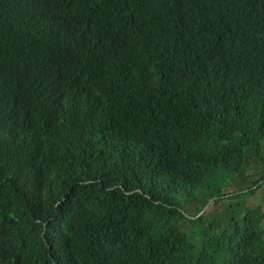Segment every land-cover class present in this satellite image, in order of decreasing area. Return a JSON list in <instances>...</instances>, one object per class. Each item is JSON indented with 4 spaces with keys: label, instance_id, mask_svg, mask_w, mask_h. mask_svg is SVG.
<instances>
[{
    "label": "trees",
    "instance_id": "1",
    "mask_svg": "<svg viewBox=\"0 0 264 264\" xmlns=\"http://www.w3.org/2000/svg\"><path fill=\"white\" fill-rule=\"evenodd\" d=\"M262 186L264 0H0V264H264Z\"/></svg>",
    "mask_w": 264,
    "mask_h": 264
},
{
    "label": "rangeland",
    "instance_id": "2",
    "mask_svg": "<svg viewBox=\"0 0 264 264\" xmlns=\"http://www.w3.org/2000/svg\"><path fill=\"white\" fill-rule=\"evenodd\" d=\"M229 189H230L229 187H226L224 190L228 191ZM229 201L235 203L236 201H238V199L222 200L218 204L217 209H219L220 212L225 211V209L228 206V203H230ZM240 201L245 202L248 205L259 203L260 205H262L264 207V186L259 188L253 195L248 196L246 198H243ZM205 210H206V208H205ZM208 210H209V212H211L212 207H210Z\"/></svg>",
    "mask_w": 264,
    "mask_h": 264
},
{
    "label": "water",
    "instance_id": "3",
    "mask_svg": "<svg viewBox=\"0 0 264 264\" xmlns=\"http://www.w3.org/2000/svg\"><path fill=\"white\" fill-rule=\"evenodd\" d=\"M206 206L203 207V209L201 210V212L205 209Z\"/></svg>",
    "mask_w": 264,
    "mask_h": 264
}]
</instances>
